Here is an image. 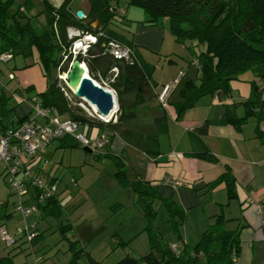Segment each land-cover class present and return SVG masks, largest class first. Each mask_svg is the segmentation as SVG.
<instances>
[{
    "label": "trees",
    "instance_id": "1",
    "mask_svg": "<svg viewBox=\"0 0 264 264\" xmlns=\"http://www.w3.org/2000/svg\"><path fill=\"white\" fill-rule=\"evenodd\" d=\"M73 1L63 0L60 5H55L51 0H42L41 13L46 17V24L39 25L27 15L16 0H0V56L9 55V60L18 55L29 57L34 55L36 49L48 79L47 88L31 96V102L23 112L16 111V107L19 108L18 106L27 103L29 98H21V105L18 103L16 107H9L10 98L0 93V117L4 129L31 118L34 114L32 109L34 97H37L43 108L55 107L64 119L79 122L80 132L93 140L100 138L106 130H118L120 125H125L137 116L140 105L152 88L154 66L142 58L127 34L112 27L119 23L118 19L122 20L121 24L128 21L127 9L121 5L122 0H89L90 10L83 18H79L77 11L72 8ZM129 3L143 8L145 15L138 21L140 24L168 28L179 43L197 42L205 46V50L200 53L192 50L196 55L191 62L194 64L195 60L199 61L197 67L201 82L197 84L190 80L184 84L180 100L174 103L176 120H180L184 113L194 107L202 97L218 92L229 93L232 89L231 81L248 71H253L259 81L251 83V94L245 102L247 114L241 118L234 113H228L221 122L239 124L258 110L256 108L262 106L264 0H129ZM121 9L125 12L122 13ZM95 22L98 23L96 26L93 25ZM70 28H77L83 34L97 37L95 41L89 43L86 53L80 51L76 57L87 64L90 75L96 81L106 86L105 79H107L110 85L108 88L117 92L120 105L116 121L111 119L112 121L103 122L88 116L80 106L74 104L76 97L66 83L57 77L58 75L49 81V72L53 68L57 70V74L58 71L66 72L69 68H63V63L65 61L71 63L74 58L72 47L77 37H69ZM111 41L129 46L133 52L132 61L115 59L108 51ZM115 68L118 70L116 77L113 72ZM27 90L33 91L30 87H27ZM70 94L73 95V99L70 98ZM131 94H134L132 101H124V96ZM155 124L157 132L154 134L137 133L131 128H123L121 133L127 142L137 146L149 156L156 157L160 154V135L168 131L166 110L155 118ZM208 126L209 123L205 122L190 133L195 147L188 154L217 161V157L203 140ZM56 140L57 148L84 147L69 134ZM107 145L96 149H106ZM50 155V151L47 150L44 155L46 162L39 167L53 181L60 182L61 179L53 173L56 166L51 167L49 164L52 162ZM102 155L116 163L120 184L127 191L137 193L138 203L144 207L148 220L146 230L150 239V251L141 257L127 254L114 264H240L238 262L239 232L221 228L222 215L218 217L216 224L208 226L195 245L181 240L183 246L180 245V248L179 243H175L180 249V254L177 255L171 247L172 244L165 241L154 227V219L158 213L157 206H164L168 220L173 225V232L180 235L181 226L188 218L187 211L173 198L163 197L156 185L141 179L130 180L127 175L124 176L126 174L124 158L107 149L104 154L100 153V156ZM34 168L38 169L37 166ZM223 182L226 183L229 197H236L235 177L228 171L212 181L210 186L216 187ZM7 184L9 186L8 181ZM67 188L68 186L65 190ZM60 195L50 199L41 206V209L60 218L63 214ZM17 201L14 203V213ZM10 214L7 215L4 211L2 215L8 217ZM2 226L4 225L0 227ZM69 229L70 225L60 222L63 235ZM12 234L16 235L17 242L18 239L25 238L24 235L16 232ZM37 235L35 229V237L29 242H34ZM17 242L13 245L7 244L13 248ZM70 250L73 256L72 262L79 264L78 259L84 252L79 240L71 239ZM15 257L16 253L0 256V264H18Z\"/></svg>",
    "mask_w": 264,
    "mask_h": 264
},
{
    "label": "crops",
    "instance_id": "2",
    "mask_svg": "<svg viewBox=\"0 0 264 264\" xmlns=\"http://www.w3.org/2000/svg\"><path fill=\"white\" fill-rule=\"evenodd\" d=\"M51 1L55 5H60L63 2V0ZM81 3L74 10H83L87 13L90 10L89 0H83ZM143 17L144 14L122 23L123 30L132 31V37L128 36L132 39L142 58L154 66L152 88L140 105L137 116L130 121V124L135 127L131 129L143 134L156 133L155 118L166 110L168 131L160 135V154L156 157L149 156L137 146L127 142L120 129L104 131L110 138V143L106 149L124 159L129 158L131 173L128 172V176L130 180L141 179L156 185L163 197L173 198L178 205L187 211L189 217L191 215L198 216L205 228L203 233L209 225L216 224L218 217L222 215L221 228L239 232L240 253L238 262L240 264H264V90L262 92V106L256 108L258 110H255L247 120L239 124L221 122L228 113H234L241 118L247 114L245 102L251 94V83L253 81L258 82L259 78L253 71L239 75L238 78L231 81L232 89L229 93L218 92L202 97L194 107L184 113L180 120H176L174 103L180 100L184 84L190 80L198 84L196 79L188 76L192 68L186 70L187 62L185 60V57L192 59L196 54L192 52L193 56H191L185 47H180L182 43L176 41L175 36L171 34L168 28L140 24L138 21L142 20ZM93 25L96 26V23ZM168 54L176 59L167 60V63L160 68L158 65H160L162 55ZM178 59L181 63L178 62ZM40 68L38 66L37 68L28 67L15 73V77L21 81L23 88L30 87L35 93L43 92L47 88L48 79L47 77L40 79L37 76L36 71ZM199 75L200 72L197 74V79ZM176 78L179 81L170 92L164 107L159 100V93L165 84ZM205 122H208L209 126L207 133L203 135V140L217 157V161H209L188 154L195 147L190 133L197 130ZM57 147L58 143L54 149H58ZM49 164L51 167L55 166L52 162ZM226 171L235 177L237 196L234 198L229 197L226 183L223 182L216 187L210 186L212 181ZM168 179L179 181V185L169 183ZM78 185L80 186V178ZM79 186H77L75 194L73 191L63 192V195H60L63 214L60 218L56 217L57 220L49 218L48 224L42 225L39 220H42L44 215L40 216L36 212L27 217L26 220L30 224H34V228L37 229L38 235L34 242L26 241L27 239L22 237L18 239L15 247L7 248V253L0 256L16 253V262L26 264L23 259H17V255L31 247V251H34L35 258L38 260L33 264H39L47 258L51 264H73L72 251L70 250L71 239L79 240L80 246L84 247V252L80 256H83L80 259L81 262L78 260L79 264H88L86 261H82V259H86L85 251L92 257L91 259L86 255L89 264H114L127 254L135 257L145 255L150 248V246H148L149 248L146 247L149 237L145 232L144 223H142L144 217L139 219L142 212L137 204L138 195L136 192L127 190L126 193L128 192V196L131 197V204L136 213L133 216L129 215L126 219H134L135 225L130 226L124 236H121V231L118 232L120 236L113 245L107 243V238L105 250L100 249L95 255L91 254L89 249L87 250L90 242L94 241L92 246L96 242L98 244L101 242L96 236L100 231V221L105 214L97 210L94 217H88L85 211H74L79 208L77 205L74 206V203L82 198ZM124 202L126 203V201ZM7 203L5 202L6 205ZM82 204L83 200L78 205L82 206ZM116 204L120 207L123 206L120 202ZM158 206L160 213L162 207ZM70 207L73 209L70 210ZM3 213L4 211H2ZM5 213L11 214L8 217L0 215L2 221L0 226L5 225L10 232L15 233L16 228L24 222V219L14 213V209L9 212L5 210ZM16 215L18 220L14 217ZM61 221L70 225V229L64 235L63 233L60 234L61 236L57 235L55 240L51 237L54 241L52 245L49 242L50 239L45 237L46 231L54 230L56 232L57 229L61 231ZM137 222H139V227L136 226ZM157 229L159 230L158 227ZM186 232V229L184 233L181 231L180 235L175 237L177 241L168 242L171 244L179 243V246H183L181 244V240H183L190 245H195L190 243ZM137 236L138 238H135ZM134 238L133 250L137 255L125 253L114 256L121 247L117 244H128V241ZM141 244L142 247H140ZM47 246L50 248L48 253L44 254L47 252L44 250ZM39 250H42L41 256L37 252Z\"/></svg>",
    "mask_w": 264,
    "mask_h": 264
},
{
    "label": "rangeland",
    "instance_id": "3",
    "mask_svg": "<svg viewBox=\"0 0 264 264\" xmlns=\"http://www.w3.org/2000/svg\"><path fill=\"white\" fill-rule=\"evenodd\" d=\"M19 5H21L24 10L26 11L27 15L31 18H33L39 25H45L46 24V17L44 14L41 13L43 7H42V0H16ZM56 1V0H54ZM83 0H74L72 3V8L75 9L77 6H80ZM57 2V1H56ZM121 5L125 7L128 11L127 18L130 20H133V18H136L137 16H143L144 11L143 8L137 5H133L129 3V0H122ZM77 10V9H76ZM74 10V11H76ZM78 11V10H77ZM85 13V12H84ZM145 15V14H144ZM119 23H116L115 25H112L113 28H115L117 31L121 30L125 34L129 35L132 37V31L123 30V25L121 24L122 20L118 19ZM77 37L73 43L72 51L74 53V56H76L77 53L80 51L83 52V49L86 47L89 42L92 40H87L88 36L91 35H86L83 34L79 29L77 28H70L69 29V37L74 38ZM185 47L189 54L193 56L192 50H194L196 53H200L202 50H205L204 45H200L197 42H187V43H182L180 44V47ZM191 48V50H190ZM190 56V57H191ZM189 57H185V60L187 62V69L189 70L190 68L191 71L189 72L190 75H188L191 78L196 79L198 81V84H200V75L199 78L197 79V74L199 73V68L191 62L192 59H188ZM193 58V57H192ZM169 59H176L173 56L168 55H162V58L160 59V65H158L160 68L164 66L167 63V60ZM5 62L0 63V93L4 94L6 97L10 98L8 100V106L9 107H16L18 103H20L21 98H29V101L25 104L21 103L18 106L19 108L16 107V111L18 112H23L25 109L28 107V103L31 102V96L35 94L34 91H28L27 89L23 88L21 81L17 77H14L13 74L20 72L21 70H24L28 67L31 68H37L41 67L36 71V74L40 79L45 78V71L43 69V66L40 62L39 54L38 51L35 49L34 55L25 57L24 55H18V56H13L9 61L4 60ZM8 61V62H7ZM178 62L181 63V61L178 59ZM71 63L68 61H65L63 63V68H70ZM41 70V71H40ZM13 73V74H12ZM115 74V72H114ZM58 75V76H57ZM192 75V76H191ZM59 77L61 80H64V75H62L61 71H58L55 68L49 72V81H52ZM194 76V77H193ZM115 79V78H114ZM100 84L102 82L98 81ZM66 83V82H65ZM106 86L109 87V81L105 79ZM114 94H115V101H116V111L115 114L112 116V120L116 121L117 120V114H118V109H119V100H118V94L114 89H111ZM71 99H73V95H69ZM134 97V94L131 95H126L124 96V101L131 102L130 100ZM75 105L80 106L88 116L93 117L94 119H97L99 121L106 122L104 118H100L94 109L93 106L90 105L86 100L80 99L76 97V102L74 101ZM1 105V104H0ZM1 109V106H0ZM111 120V121H112ZM123 128H132L133 127L130 124V121L127 122L123 126H119L118 129L123 130ZM58 141H54L51 146L49 147V151L51 153L50 158L54 165L56 166L55 169H53V173L58 176L61 181L59 182V187H58V192L63 195L62 191L65 190V187L68 186V188L64 191L66 193L73 192L74 194L77 190L78 185V180L80 178V195L81 199L78 202L74 203V206L77 205V210L74 211H85L88 215V217H94L95 212L101 211L103 214H105L100 221V231L98 233L97 239H100V243L98 244L97 242L95 243L94 246L93 242H90L89 245L87 246V250L89 249L90 253L95 255L96 252H98L100 249L105 250L106 248V239L107 243L112 245L117 241L119 238V233L122 232L121 236H124L126 234V230L128 231L129 227L134 226L135 224L133 223L134 219H126L128 218L129 215H134L136 210L134 209L133 205L131 204V197L128 196V192L126 193V189L120 184L117 171L118 167L115 162H113L111 159H108L104 157L103 155L100 156V153H105L106 150L104 148L102 149H96L92 148L93 152H88L84 149V147H69V148H58L54 149L55 146L57 145ZM54 150V151H53ZM125 162V175L128 176V172L131 173V168H130V162L129 158L124 159ZM81 176V177H80ZM75 177L77 179V184L73 185L70 183L71 178ZM121 185V186H120ZM31 193L28 194L25 199L27 202H32V200H29ZM19 196L17 194H12L11 190L7 184V176L6 172L0 167V215L2 214V211L8 210L13 211L14 209V203L17 201ZM83 200L82 206H79V202ZM126 201V203L124 202ZM5 202H8L7 205L3 204ZM117 202L122 203L123 206H117ZM33 204V202H32ZM73 204V203H72ZM139 209H141V216L144 217L142 219V223H144V228L145 232L147 233L148 237V231L146 230V226H148V220L146 213L144 211V207L141 205V203H137ZM73 209L70 207V210ZM158 213L154 219V227L157 229V231L163 236V239L165 241H177V233L175 234L173 232V225L171 222L168 220V216L166 214L165 207L163 206L161 209L162 211L159 213V207L157 206ZM42 211V212H41ZM42 216V220H39L40 224H48L47 222L49 221V218H54L56 217L54 215L49 214L48 212L44 211L43 209L39 210L37 212ZM30 216V215H29ZM16 220H18V216H14ZM21 219V218H20ZM57 220V219H56ZM2 221L0 220V224ZM136 226L139 227V222L136 223ZM7 228V227H6ZM8 229V228H7ZM131 229V228H130ZM185 229L187 230V234L190 240L191 244H196L205 230L203 227V222L199 220L198 216H188L187 221L184 225L181 226V231L183 233L185 232ZM9 230V229H8ZM62 234L61 231L57 229L56 232L53 231H46V239H50L49 242L50 244H54L53 239L55 240L57 238V235L61 236ZM51 237L53 239H51ZM176 237V238H175ZM135 238H138L135 237ZM131 239V241H128L127 243H121L117 244V246H121L120 249H118L114 256L122 255L125 253H137L133 250V244L132 242L135 240ZM149 239V238H148ZM105 240V241H104ZM97 245V246H96ZM111 245V246H112ZM150 246V239L147 244V248ZM142 247V244L140 245ZM145 247V245H144ZM145 247V248H146ZM7 248H10L8 246L7 242L2 238L1 232H0V255L1 254H6L7 253ZM31 248V247H30ZM30 248H27L26 250H23L22 253H19L17 256V259H23L26 264H33L36 261H38L35 258L34 251L32 252ZM50 247L47 246L45 247L44 250L47 251L44 254L48 253ZM7 249V250H6ZM6 250V251H4ZM14 250V249H13ZM144 250V249H143ZM4 251V252H3ZM41 251H37L40 253L41 256ZM150 251V248L147 253ZM141 252V251H140ZM143 252V251H142ZM141 252V253H142ZM145 253V254H147ZM43 254V255H44ZM87 255L89 258L92 259V257L87 254L85 251L84 255ZM85 255L86 259H82V261H86L89 264L88 257ZM139 255V254H138ZM83 257V256H82ZM82 257H79V261ZM81 262V261H80ZM73 263V262H72ZM39 264H51L50 260L47 258L43 262H40ZM76 264V263H73Z\"/></svg>",
    "mask_w": 264,
    "mask_h": 264
},
{
    "label": "built area",
    "instance_id": "4",
    "mask_svg": "<svg viewBox=\"0 0 264 264\" xmlns=\"http://www.w3.org/2000/svg\"><path fill=\"white\" fill-rule=\"evenodd\" d=\"M121 12L125 11L121 9ZM92 41L97 39L93 37ZM90 43V42H89ZM89 44L83 49L86 53ZM108 51L117 60L132 61V49L129 46L122 45L119 42L111 41ZM9 60V55L0 56V62ZM194 64L199 66V61ZM114 77L118 75L117 68L113 69ZM14 76V75H13ZM178 78L163 86L159 93V100L166 106L168 97L172 89L178 83ZM107 88V87H106ZM34 114L30 119L17 123L14 127L2 126L0 117V167L6 172L7 181L13 194L19 196L15 207V213L22 216L24 222L16 228L17 234H22L28 241L35 237L34 224H30L26 219L29 215L38 212L41 206L50 199L58 197L59 182L52 180L50 176L43 173L39 166L46 162L44 155L51 144L65 134L73 136L82 146L101 148L109 142V135L103 133L100 138L93 140L86 134L80 132V123L72 119H64L62 114L55 108H43L37 97L33 99ZM100 118H103L96 113ZM110 119H105L109 122ZM38 167L35 169L34 167ZM169 183L179 185V181L167 180ZM71 184L76 185L77 179L71 178ZM27 202L25 197L30 194ZM28 197V196H27ZM2 238L13 245L17 241L16 235L9 232L6 226L0 227ZM177 255L180 254L179 246L171 245Z\"/></svg>",
    "mask_w": 264,
    "mask_h": 264
},
{
    "label": "water",
    "instance_id": "5",
    "mask_svg": "<svg viewBox=\"0 0 264 264\" xmlns=\"http://www.w3.org/2000/svg\"><path fill=\"white\" fill-rule=\"evenodd\" d=\"M79 18L85 17L83 10L77 11ZM96 25L98 24L95 22ZM64 78L66 85L72 91L75 97L86 100L90 105L97 108V112L102 117L112 118L117 105L114 92L96 81L89 73L88 66L85 62L74 56L70 68ZM88 152H93L90 147H84Z\"/></svg>",
    "mask_w": 264,
    "mask_h": 264
},
{
    "label": "bare ground",
    "instance_id": "6",
    "mask_svg": "<svg viewBox=\"0 0 264 264\" xmlns=\"http://www.w3.org/2000/svg\"><path fill=\"white\" fill-rule=\"evenodd\" d=\"M93 37H94V36H88V37H87V40H92V39H94ZM65 77H66V74L64 75V78H65ZM92 106L94 107L95 111L97 112V108H96L94 105H92ZM115 111H116V110H115ZM114 114H115V112L113 113V115H114ZM113 115H112V116H113ZM110 117H111V116H109V117H105V118L103 117V118H104V119H109Z\"/></svg>",
    "mask_w": 264,
    "mask_h": 264
},
{
    "label": "clouds",
    "instance_id": "7",
    "mask_svg": "<svg viewBox=\"0 0 264 264\" xmlns=\"http://www.w3.org/2000/svg\"><path fill=\"white\" fill-rule=\"evenodd\" d=\"M92 36V35H91Z\"/></svg>",
    "mask_w": 264,
    "mask_h": 264
}]
</instances>
